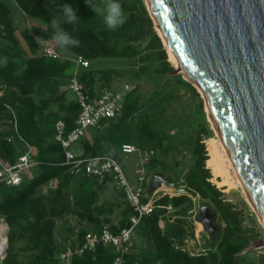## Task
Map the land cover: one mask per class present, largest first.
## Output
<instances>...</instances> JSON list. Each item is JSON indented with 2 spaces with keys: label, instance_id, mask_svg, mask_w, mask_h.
Listing matches in <instances>:
<instances>
[{
  "label": "trees",
  "instance_id": "16d2710c",
  "mask_svg": "<svg viewBox=\"0 0 264 264\" xmlns=\"http://www.w3.org/2000/svg\"><path fill=\"white\" fill-rule=\"evenodd\" d=\"M14 1L29 20L35 18L48 24L47 29L50 33L55 29L51 21L62 16L61 5L68 3L74 7L80 21L75 24L62 23L61 27L78 39L80 44L77 47L63 48L64 51L58 49V51L63 56L69 55L72 58L81 56L88 61L87 68L78 69L77 80L90 91L91 95L102 87L110 89L107 84L113 78L121 76L115 68L97 69L91 65V62L97 59H121L137 66L134 72L136 77L149 76L155 96L160 99L163 96L157 103L158 106L171 102L172 93L177 85L184 92L188 91L198 97L191 83L182 80L179 74L164 79L173 71V67L167 60L161 39L153 31L152 21L142 0H119L125 23L115 30H109L104 25L102 17L92 12L85 0ZM94 3L103 6L104 0H94ZM0 41L5 42L10 49V52L0 50V56L7 59L5 64H0V96L2 95L0 109L5 112L9 110L11 119L12 116L14 119L11 123L14 125L12 139L0 134V157L10 164L15 163L21 153L19 146L25 143L35 152L32 159L42 169L28 184L21 186V183L18 187L12 188L11 192L0 191V219L9 228L4 264H23L15 251L16 244L21 241L25 242L26 249L30 253L28 264H60L58 253L65 246L62 248L55 242V220L71 210L80 222L100 225V218L105 214L103 208L95 204L97 189L101 184L83 175H69L67 166L61 165L62 157L44 155L62 150L53 138L56 120L62 119L66 123V130L69 131L74 127L79 113L76 100L67 102L64 94L57 95L56 90L61 83L67 84L75 63L71 60L60 62L43 56L38 42L27 29L20 34L17 32L10 18V9L1 0ZM144 42L146 44L143 46ZM152 64L155 68L149 70L148 67ZM134 92L131 90L124 96L122 110L117 118L103 120L100 127L95 128L101 133L91 144H85L81 158L96 156L115 158L124 142L117 149L114 144V133L126 123L134 127L136 143L134 146L138 150L151 153L159 150L169 154L177 150L172 135L163 128L165 122L163 109L140 118L138 122L132 121L138 112L136 100L131 99ZM53 104L56 105L57 110L46 112ZM201 120L196 121L195 125L201 126L196 129L190 146L186 147L193 163L184 173L182 185L190 196H198L205 201V205L209 207L215 218L218 217L220 220L217 224L218 233L214 240L211 239L212 242H216L214 250L208 254L190 256L175 249L174 242H180L187 236V232L182 221H175V224L166 223L165 230L162 231L159 221L166 210L161 207L171 206L180 209L190 205L191 200L187 195H165L155 201V205L159 207L151 215L142 217L136 226L139 228L137 235L145 239L146 245H142V241L140 246H137L136 253L127 255L128 263L237 264L249 253L240 256L237 260L236 255L249 243L260 239L258 233L245 224L242 212L236 209L235 205L228 201L222 191L211 182L212 175L205 164L207 153L202 143V136L206 135V139L210 136L206 133L203 116ZM109 121H116L114 128L111 131L106 128L101 129ZM152 161L154 162L151 160L150 163ZM174 166H178L176 162ZM53 179L58 180L54 192L37 195V191ZM134 214L133 209L124 203L118 227L128 226L129 219ZM112 229L116 230L117 227ZM85 233V229L80 230L71 245H79ZM189 234L191 235L192 231ZM115 255L116 248L99 244L93 252L73 257L70 264H109ZM255 264H264L263 253L257 257Z\"/></svg>",
  "mask_w": 264,
  "mask_h": 264
},
{
  "label": "water",
  "instance_id": "95a60500",
  "mask_svg": "<svg viewBox=\"0 0 264 264\" xmlns=\"http://www.w3.org/2000/svg\"><path fill=\"white\" fill-rule=\"evenodd\" d=\"M146 1L163 39L203 93L207 113L264 224V0ZM177 74L175 68L164 79ZM160 182L179 187L156 174L150 190ZM215 219L209 207H200L197 222L211 239L219 230ZM262 248L264 238L249 243L236 260Z\"/></svg>",
  "mask_w": 264,
  "mask_h": 264
},
{
  "label": "rangeland",
  "instance_id": "374dc122",
  "mask_svg": "<svg viewBox=\"0 0 264 264\" xmlns=\"http://www.w3.org/2000/svg\"><path fill=\"white\" fill-rule=\"evenodd\" d=\"M1 1L6 3L8 8L10 9V18L12 24L14 25L15 29L19 34L22 33L23 30L27 29L29 33L35 37L40 47L42 43L46 41L45 39L47 38H50L47 39V41H50L51 43L55 44V41L54 39H52V37L56 29H54L53 32L50 33L48 32L47 29L48 24L43 23L39 19H35V18L34 19L30 18L31 20H29L28 16L23 11L20 10V8L17 6L14 0H1ZM142 3L144 4L145 9L148 12V15L152 21L153 31H155L156 34L160 36L156 24L152 19V16L148 10L146 1L142 0ZM145 44L146 42H144L142 45L144 46ZM163 47L165 48V46ZM57 48L60 51H64L63 48H60L59 46H57ZM0 50L9 51L10 49L8 48L5 42L0 41ZM165 51L167 53L166 48ZM64 57L73 59L69 55ZM0 58L2 59L3 57L0 56ZM167 59L169 60L168 53H167ZM124 61L125 60H121V59H97L92 61L91 65L97 69L115 68L117 69V71L121 73V76L113 78L110 81V83L107 84V86L113 91L120 92L123 95L122 101L124 99V96L129 91L131 90L135 91L131 96V99L132 101L136 100L138 112L137 114L134 115L132 121L138 122L140 118L148 114L155 113L160 109H163L165 116V122L163 128L166 131H168L170 135H172L173 139L176 142L177 150H175L173 153L170 154L159 150L153 153L146 151L148 154V158L146 161L142 157L144 152L141 150H138L135 153L127 156L118 152L115 158L122 167L128 181L135 186L138 185L137 175L135 173V170L137 168H142L144 170L148 180V184L149 182H151L153 176L156 174H161L163 177L169 178L170 180L173 179L172 181L176 182L179 185V187L175 189L173 188L170 189L168 188V185L166 184L164 185L162 182H160V188L157 189V194L154 199H158L159 197L165 195L168 196L187 195L191 200V204L187 206H183L180 209L171 208L169 211H166V213L160 217V221H159L160 229L164 231L166 223L175 224V221H182L185 226V231L187 232L186 237L193 238L194 236L197 235L198 241L190 246V248H192L190 249V252L203 253V254L211 253L214 250V245L216 242L215 241L212 242L209 234L203 231L202 225L197 222V216L199 214L200 207L202 205H205L206 203L198 196L193 197L190 196L187 192L180 191L184 189L182 185L184 173L192 167V163H193L190 153L186 151V147L190 146L191 140L194 138L196 134V129H198L201 126L200 124L195 125L196 121L197 122L202 121L201 118L203 116L206 122L205 123L206 131H207L206 133H208L210 137H213L215 134V131L213 130L212 124L210 122V116L207 113L205 98L203 94L199 91V89L195 87L194 84H192L190 80H188L179 71V75L181 76V79L191 83V85L195 88L196 92L198 93V97L194 96L188 91L184 92L183 89L177 85L174 89V92L172 93L171 102L169 104L163 102L164 103L162 104L163 106H158L157 103H159V101L163 98V96H161V99L155 96V92L153 91V88L150 85L151 82L149 76L147 75L142 77H136L134 75V72L137 70V66H135L134 63L124 62ZM170 64L172 65L173 69L176 68L171 62ZM153 67L155 68L154 64L150 65L148 68L149 70H152ZM98 86L99 85L97 84L96 87ZM56 90H57V95L64 94V97L67 102L75 99V96L67 89L66 83H61L60 85H58ZM199 99L201 102H199ZM55 110H57V107L55 104H53V106L48 107V110L46 112L55 111ZM13 121H14L13 116L11 119L9 110L8 112H5L0 109L1 135H7L8 138L12 139L13 137L12 126L14 125H11V123H13ZM115 125H116V121H109V123H107L101 129L106 128V130L111 131ZM100 133L101 132L98 129L88 128L85 131L84 137L81 138L78 142L72 144L71 147L69 148V151H71L76 157L81 156L83 154L85 144H91ZM207 139H206V135L202 136V143L205 146V151H206ZM122 142L130 143L132 145L136 144L135 130L133 125L130 123L124 124L119 131H116L114 133V144L117 146V149H119V146ZM24 147H25L24 145L19 146V148L22 151L24 150L23 149ZM32 155H35L34 151L31 153V156ZM44 155H46L47 157L61 158L63 157V152L59 151L56 153H49V154L44 153ZM151 160H154V162L152 161L150 163ZM174 162L177 163L178 165L177 167L174 166ZM41 170H42L41 167L37 164H33L29 168L23 170L21 174V179H22L21 186L28 184L41 172ZM210 173L212 175L211 182L218 189L222 191L224 197L228 201L232 202L235 205L236 209L242 212V216L245 220V224L252 227L254 231L258 233L260 239L264 238V226L261 223L260 219L258 218L259 216H257L252 204L245 197L242 190L239 187L226 190V187L219 184L220 178L215 177L212 174L211 170ZM1 190L2 192H11L12 188L7 187L2 183H0V191ZM49 193L52 194V190ZM43 194L46 195V193L44 192ZM37 195H42V188H40L37 191ZM124 203L125 202H123L119 190L114 183L103 184L101 185V187L97 189V197L95 204L99 207H102L103 210L105 211L104 216L101 218V221L104 220L103 224H108L110 226L118 224V222L122 218L121 211L124 208ZM69 205L71 208L72 207L71 203ZM105 221L108 222L104 223ZM219 221H220L219 218L216 217L215 223L218 224L220 223ZM0 223L5 225V227H7L6 229L8 232L9 228L6 225V223L2 220L0 221ZM93 226H98V225L89 226L84 222H80L70 210V212H68L66 215L55 220V228H54L55 242L62 248L64 246L66 247V245L70 244L73 241V239L76 237V235L80 230L82 229L86 230ZM138 231L139 228L137 227L134 232L137 240V246H140L141 242L142 241L144 242L145 239L144 238L141 239V237L137 235ZM190 231H192L191 235L189 234ZM3 241L0 242V245L3 244ZM143 242L142 245H146V243ZM15 251L18 259L23 264L29 263L30 253L26 249L25 242L23 241L18 242L16 244ZM261 253L264 254V248L247 254L244 257V259L238 262L237 264H255L257 257Z\"/></svg>",
  "mask_w": 264,
  "mask_h": 264
},
{
  "label": "built area",
  "instance_id": "2783aa9c",
  "mask_svg": "<svg viewBox=\"0 0 264 264\" xmlns=\"http://www.w3.org/2000/svg\"><path fill=\"white\" fill-rule=\"evenodd\" d=\"M41 54L43 56L65 62L71 60L75 63L72 76L68 79L67 89L75 96V100L79 106V113L75 119L74 127L67 131L66 123L62 119L56 120L54 124V141L57 142L62 149L64 160L61 165L67 166L68 173L71 176L84 175L96 179L99 183L112 181L123 194L124 202L129 205L134 216L130 217L129 224L126 227L114 230L112 225L100 224L96 231L88 230L83 236L79 245L68 244L58 253V261L60 264H70L71 259L75 256L80 257L85 253L93 252L97 245L112 246L116 248V255L109 264H141L128 263L126 256L137 252V240L135 236V228L142 217L151 215L157 206L154 199L157 192L154 189L147 194L146 189L142 186L147 183V177L142 168H137L138 185L131 184L116 159L109 156H96L90 158L76 157L69 148L72 144L78 142L84 137L88 128L100 127L103 120H112L117 118L122 110V94L117 91L102 87L95 91L93 95L84 88L77 80L79 68H87L89 63L81 56L68 59L60 54L57 45L50 41H45L41 45ZM26 151L19 154L15 163L10 164L0 157V183L9 187H17L22 183L21 174L23 170L34 164L31 156V148L24 143ZM138 151V149L129 143L120 146V152L123 155H130ZM146 161L147 152L142 155ZM107 179V180H106ZM146 199V200H144ZM166 211L171 206L161 207ZM1 221V220H0ZM7 228V227H5ZM7 229L4 235V245L0 246V264H4L7 253ZM77 237V235H76ZM73 239V241L76 239ZM197 235L192 237H184L180 242H174L175 249L188 253L190 256L199 255L201 253L190 252V246L197 242ZM153 264H161L159 262Z\"/></svg>",
  "mask_w": 264,
  "mask_h": 264
},
{
  "label": "bare ground",
  "instance_id": "6f19581e",
  "mask_svg": "<svg viewBox=\"0 0 264 264\" xmlns=\"http://www.w3.org/2000/svg\"><path fill=\"white\" fill-rule=\"evenodd\" d=\"M146 4H147V1H146ZM156 27L159 31L158 33L160 34V36L163 40L164 46L167 49L168 58H169L170 62L176 68H178L179 71L189 80V78L187 77V75L183 71L182 67L178 63L174 53L172 52L170 47L167 45L166 41L163 39L160 28L157 25H156ZM199 91H200V89H199ZM210 122L212 124L213 130L215 131V134L213 137H210L209 139L206 140V151H207V156H208V158L206 160V167H208L211 170L212 174L215 177L220 178L219 184L226 187V190H230V189L239 187L242 190L245 197L252 204L250 196L244 187L243 181H242V179H241V177H240V175H239V173H238V171H237V169H236V167H235V165H234V163H233V161H232V159H231V157H230V155H229V153H228V151L224 145V141L221 137L220 132L218 131L216 125L213 123L211 118H210ZM156 192H157V190H156ZM252 206H253V204H252ZM253 208H254V206H253ZM254 210H255V208H254ZM255 212H256L257 216H259L257 211H255ZM258 218L260 219L261 223L263 224L260 216ZM263 226H264V224H263ZM5 231H6L5 225L0 223V242H2L4 240ZM2 245H4V241H3ZM2 245H0V246H2Z\"/></svg>",
  "mask_w": 264,
  "mask_h": 264
},
{
  "label": "clouds",
  "instance_id": "9594fccd",
  "mask_svg": "<svg viewBox=\"0 0 264 264\" xmlns=\"http://www.w3.org/2000/svg\"><path fill=\"white\" fill-rule=\"evenodd\" d=\"M92 12L100 15L103 19L104 25L109 30H115L125 23L124 12L119 0H104L103 6H98L94 0H85ZM62 16L51 21L52 26L56 29L52 39L60 48L77 47L80 41L74 38L68 31L61 27L62 23L75 24L80 21L75 14L74 7L68 3L61 5ZM6 58L0 59V64H5Z\"/></svg>",
  "mask_w": 264,
  "mask_h": 264
},
{
  "label": "crops",
  "instance_id": "0c3cea01",
  "mask_svg": "<svg viewBox=\"0 0 264 264\" xmlns=\"http://www.w3.org/2000/svg\"><path fill=\"white\" fill-rule=\"evenodd\" d=\"M24 150L22 151L21 149H20V151H21V153H23V152H25L26 151V147H24L23 148ZM62 151V150H61ZM33 152V151H32ZM31 152V153H32ZM20 153V154H21ZM121 153V152H120ZM122 154V153H121ZM125 156H127V155H125ZM80 157V156H79ZM63 158V160H64V156L62 157ZM114 159H116V158H114ZM63 162V161H62ZM35 164V163H34ZM80 176V175H79ZM84 176V175H83ZM85 177H87V176H85ZM89 178H92V177H89ZM94 179V178H93ZM96 180V179H95ZM97 181V180H96ZM57 183H58V180H56V179H53V180H51V181H49L48 183H46L45 185H43L41 188H42V195H44L43 194V192L44 193H46V195L52 190V192H54V190H55V188L57 187ZM97 183H99L98 181H97ZM107 183H113L112 181H106L105 183H99V184H101V185H103V184H107ZM142 186H144L145 187V189H146V192H147V194H150L151 193V190H150V182H149V184H148V182L147 183H144ZM7 187H9V186H7ZM18 187V186H17ZM10 188H14V187H10ZM46 191H44V190ZM153 191V190H152ZM119 193H120V195H121V197H122V200H123V194H122V192L119 190ZM162 197V196H161ZM160 198V197H159ZM158 198V199H159ZM157 199V200H158ZM144 200H146V199H144ZM123 202H124V200H123ZM157 207H159V206H157ZM172 208V207H171ZM102 218V217H101ZM101 218H100V220H101ZM104 221V220H103ZM103 221H101V224L103 223ZM104 223H106V221L104 222ZM89 226L90 225H92V224H88ZM112 226H114V227H117L118 226V224H115V225H112ZM88 227V226H87ZM98 227H99V225L98 226H93V227H90L89 229H86V231H88V230H94V231H96L97 229H98Z\"/></svg>",
  "mask_w": 264,
  "mask_h": 264
}]
</instances>
